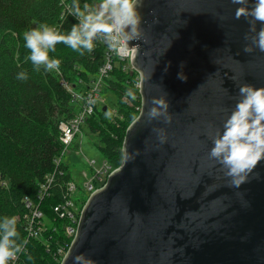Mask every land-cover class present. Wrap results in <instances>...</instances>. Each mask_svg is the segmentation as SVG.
<instances>
[{
  "label": "water",
  "instance_id": "1",
  "mask_svg": "<svg viewBox=\"0 0 264 264\" xmlns=\"http://www.w3.org/2000/svg\"><path fill=\"white\" fill-rule=\"evenodd\" d=\"M135 4L143 111L61 264H264V160L236 187L208 156L239 86L264 87V52L243 51L251 18L231 0ZM155 99L167 108L152 118Z\"/></svg>",
  "mask_w": 264,
  "mask_h": 264
},
{
  "label": "trees",
  "instance_id": "2",
  "mask_svg": "<svg viewBox=\"0 0 264 264\" xmlns=\"http://www.w3.org/2000/svg\"><path fill=\"white\" fill-rule=\"evenodd\" d=\"M96 1L78 0L81 7ZM73 2L0 0V216L15 215L17 243L26 242L10 264H60L55 252L71 242L66 232L69 220L54 211V206L67 198L68 185L74 180L64 161L68 146L61 139L60 125L78 110L70 90L83 91L89 86L105 48L96 43L92 52L80 54L57 44L49 56L60 59L59 69L45 71L41 67L36 71L27 59L29 50L24 47L23 32L40 23L68 31L77 22L69 14ZM21 71L27 73L26 80L16 78ZM137 75L116 66L104 86L117 95L115 114L110 117L105 105L98 106L85 122L100 135L101 151L114 167L123 162L128 127L142 105ZM129 90L135 99L126 95ZM34 208L44 213V227L37 237L27 227Z\"/></svg>",
  "mask_w": 264,
  "mask_h": 264
},
{
  "label": "clouds",
  "instance_id": "3",
  "mask_svg": "<svg viewBox=\"0 0 264 264\" xmlns=\"http://www.w3.org/2000/svg\"><path fill=\"white\" fill-rule=\"evenodd\" d=\"M231 2L239 6L236 9L237 18H251L248 23L252 35L245 34V41L250 43L244 45L243 51L251 53L255 48L264 52V0ZM69 14L77 22L66 32H60L47 23H40L23 32L24 47L29 50L27 59L36 71L41 67L45 71L59 69L60 59L49 56V52H55L57 44H64L83 54L85 51L92 52L99 41L117 57L125 58L135 50L130 45L140 39V16L135 0H99L98 3H84L83 7L78 0H74ZM253 22L260 24L259 30ZM16 78L26 80L28 76L21 71ZM177 79L186 82L187 76L177 72ZM126 95L135 99L131 90ZM152 103L154 107L149 109L152 118L162 114L157 108H167L159 99ZM211 142L209 158L221 166L234 186L239 187L257 163L264 160V87L252 84L239 86L235 104ZM18 239L17 217L0 216V264H10L22 251V244L26 242L17 243ZM73 264H84L83 258L75 256Z\"/></svg>",
  "mask_w": 264,
  "mask_h": 264
},
{
  "label": "built area",
  "instance_id": "4",
  "mask_svg": "<svg viewBox=\"0 0 264 264\" xmlns=\"http://www.w3.org/2000/svg\"><path fill=\"white\" fill-rule=\"evenodd\" d=\"M98 1L99 0H97L96 2L98 3ZM96 43L98 45L104 46L105 48L102 63L98 68L99 77L96 81L94 80L90 82L89 86L83 91H79L78 89L70 90L73 92L74 99L76 100V103L74 105L78 108V110L77 113L71 119H68L67 121H63L60 125L62 131L61 139L67 146L71 142L70 140L67 139L77 135V133L80 131L81 125L84 122H86V119L88 117L94 114L96 108L99 106L98 101H101L102 87H104L106 83V79L110 75L112 70L115 69L116 66H121L124 71H132V70L135 71V67L133 65V60H132L133 51L130 52L127 57L120 58L114 55L107 48L106 44H104L103 42L98 41ZM137 76L139 78L137 86L141 93V74L139 71ZM62 80L63 83L69 85L68 83H66L65 78H63ZM67 87L70 89V86ZM124 99L127 100V97L125 96ZM142 111H143V98H142V105L140 107V112L137 115V117H139ZM94 161L92 162L93 164H91L92 167L94 168L93 179L85 181L81 187L77 184L75 180L71 181L67 189V198H65V200L62 202H58L54 206L55 214L58 217L66 218L69 220V222L66 225V232L71 242L70 244L68 242L65 245V247L64 246L59 247L57 252H55V255L60 260V263H62V258L64 257L62 255L68 252L75 237H77L78 235L79 225L84 211V207H80L79 203L83 202L84 197H87V199L85 200L86 203L89 197L93 194V193L91 194L93 188L98 186L99 182L101 183L105 182L106 185L110 175L113 173L112 171L110 172L109 166L102 165L100 168L95 167ZM44 188L47 189L46 187ZM79 191H82L83 193L81 196H78ZM43 218H44V213L42 210H40L39 208L32 209L29 224L27 226L32 236L37 237L41 235L40 231L42 230V227H44V222L42 223ZM72 220H74L76 224L72 223ZM14 264L16 263L14 262Z\"/></svg>",
  "mask_w": 264,
  "mask_h": 264
},
{
  "label": "rangeland",
  "instance_id": "5",
  "mask_svg": "<svg viewBox=\"0 0 264 264\" xmlns=\"http://www.w3.org/2000/svg\"><path fill=\"white\" fill-rule=\"evenodd\" d=\"M135 71L138 73V70L136 68ZM98 77L99 75L97 72L92 77L91 82L94 80L96 81ZM98 104L99 107L105 105L104 107H107L106 110L108 109V114L110 115V117H112L117 110V95L112 90H109L108 86L106 85V88L102 87L101 101H98ZM67 140H70L71 142L66 149L64 161L68 165L73 179L80 187L84 184L85 181L93 179L94 168L91 164H93L92 162L94 160V166L97 168H100L102 165L109 166L110 172H114L119 168V166H112L111 163L105 159L106 157L103 155L100 148V146L102 145V139L100 135L90 130L85 122L81 125L80 131L77 133V135L72 138H68ZM104 186L105 182H99V185L93 188L91 194L95 193L97 190L101 189ZM82 194V191L78 192V196H81ZM85 204V201L80 202L79 206L84 207ZM72 223L76 224L74 220H72ZM66 253H64L62 256H65ZM63 259L64 257L62 258V260Z\"/></svg>",
  "mask_w": 264,
  "mask_h": 264
}]
</instances>
